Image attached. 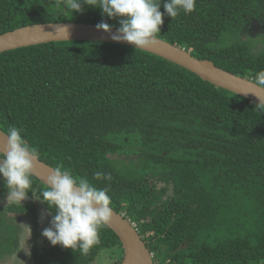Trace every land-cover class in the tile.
<instances>
[{
  "label": "trees",
  "instance_id": "16d2710c",
  "mask_svg": "<svg viewBox=\"0 0 264 264\" xmlns=\"http://www.w3.org/2000/svg\"><path fill=\"white\" fill-rule=\"evenodd\" d=\"M156 2L164 13L158 38L249 80L264 71V50L255 53L243 39L264 22V0H196L194 11L179 10L175 19L164 8L170 0ZM97 6L74 12L65 0H0V35L60 22L121 27ZM257 104L117 44L53 42L0 54V129H18L41 161L107 189L110 207L136 224L155 263L264 264V110ZM132 155L129 170L113 159ZM31 181L29 190L47 188ZM160 181L172 185L166 201ZM117 247L106 226L87 255L52 245L32 264H91Z\"/></svg>",
  "mask_w": 264,
  "mask_h": 264
},
{
  "label": "clouds",
  "instance_id": "9594fccd",
  "mask_svg": "<svg viewBox=\"0 0 264 264\" xmlns=\"http://www.w3.org/2000/svg\"><path fill=\"white\" fill-rule=\"evenodd\" d=\"M67 8L74 12L83 10V4L97 6L98 0H65ZM196 0H170L164 4L169 16L176 18L179 10L191 13L195 10ZM103 13L112 18H120L119 34H113L117 42H128L137 49H149L158 44L157 34L164 24L161 4L156 0H99ZM97 29L111 32L106 22L97 24ZM68 36V29L62 27ZM258 99L256 109L264 110V71H260L249 90ZM4 158L0 160V173L9 189L8 201L23 202L27 199L31 187V177L38 167L37 151L30 147L16 128L5 133ZM103 174L96 172L95 177ZM110 179V175L108 176ZM42 192L43 201L57 209L52 227L46 228L43 235L52 245L64 248H79L87 255L92 247L99 243V230L111 222L114 212L110 207L111 198L107 189H99L86 178L75 179L71 170H62V166L49 171Z\"/></svg>",
  "mask_w": 264,
  "mask_h": 264
},
{
  "label": "water",
  "instance_id": "95a60500",
  "mask_svg": "<svg viewBox=\"0 0 264 264\" xmlns=\"http://www.w3.org/2000/svg\"><path fill=\"white\" fill-rule=\"evenodd\" d=\"M62 27L68 29V36L62 31ZM113 34H119L118 29L111 28V32H105L103 29H97L95 24L70 22L36 24L0 35V54L42 44L70 41L103 42L137 49L128 42L114 41L112 39ZM156 38L158 44L155 47L139 50L176 64L218 88L259 103V99L254 94H245L249 90L250 82L253 80L225 71L217 67L212 61L197 59L184 48L177 47L158 37ZM5 143V132L0 129V153L2 155H4ZM37 159L38 167L33 176L47 186L45 184L46 176L49 171H53L55 168L41 161L38 157ZM113 212V218L107 227L117 235L121 243L124 252L121 264H155L154 256L140 235L139 230L124 214L118 213L114 209Z\"/></svg>",
  "mask_w": 264,
  "mask_h": 264
},
{
  "label": "flooded vegetation",
  "instance_id": "af4514ba",
  "mask_svg": "<svg viewBox=\"0 0 264 264\" xmlns=\"http://www.w3.org/2000/svg\"><path fill=\"white\" fill-rule=\"evenodd\" d=\"M3 158L4 155L0 153V160ZM8 195L9 189L3 174L0 173V224H3V229L8 233L7 237L0 235V238L2 241L6 238L12 242V245L7 242L9 249L0 254V264H16L21 261L32 264L35 253L44 255L52 248L43 231L52 227L54 215L47 202L43 201L42 190L38 187L29 190L27 199L23 202L8 201ZM143 222L145 220H141V223Z\"/></svg>",
  "mask_w": 264,
  "mask_h": 264
},
{
  "label": "rangeland",
  "instance_id": "374dc122",
  "mask_svg": "<svg viewBox=\"0 0 264 264\" xmlns=\"http://www.w3.org/2000/svg\"><path fill=\"white\" fill-rule=\"evenodd\" d=\"M248 34L243 37L244 40H247L250 45L252 46L255 53H260L262 50H264V22H255L253 25H251L248 29ZM113 159L118 163V166L120 168H123L124 170H129L133 166V162H137V157L135 155H132L130 157L127 156H114ZM158 189H164L165 190V196L163 198V201H166L167 199L172 197V185L167 184L166 182H158L157 183ZM144 220V219H141ZM0 235L7 237L8 233L7 231L3 229V224H0ZM1 237V236H0ZM7 242L12 245V242L6 238L2 241V238H0V254L3 253V251H7L9 246L7 247ZM124 252L123 249L120 247L110 249V250H103L100 252L98 257L93 261L91 264H118L123 260ZM156 261V260H155ZM157 262L156 264H163ZM27 261H21L20 263L17 262L16 264H26Z\"/></svg>",
  "mask_w": 264,
  "mask_h": 264
},
{
  "label": "built area",
  "instance_id": "2783aa9c",
  "mask_svg": "<svg viewBox=\"0 0 264 264\" xmlns=\"http://www.w3.org/2000/svg\"><path fill=\"white\" fill-rule=\"evenodd\" d=\"M134 226L137 228L136 224H134ZM152 254H153V253H152ZM153 256H154V254H153Z\"/></svg>",
  "mask_w": 264,
  "mask_h": 264
}]
</instances>
